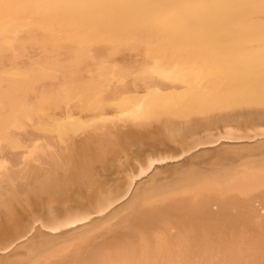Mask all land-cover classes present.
Masks as SVG:
<instances>
[{"label": "bare ground", "instance_id": "bare-ground-1", "mask_svg": "<svg viewBox=\"0 0 264 264\" xmlns=\"http://www.w3.org/2000/svg\"><path fill=\"white\" fill-rule=\"evenodd\" d=\"M24 28L49 58L0 92V264H264V0H0V56Z\"/></svg>", "mask_w": 264, "mask_h": 264}, {"label": "rangeland", "instance_id": "rangeland-1", "mask_svg": "<svg viewBox=\"0 0 264 264\" xmlns=\"http://www.w3.org/2000/svg\"><path fill=\"white\" fill-rule=\"evenodd\" d=\"M28 21H30L31 22V20H28ZM27 21V22H28ZM26 29L28 30V32L26 31ZM24 28V30H25V32H20V34H19V36H18V41H17V44H16V49H15V52L13 53V52H11V51H5L1 56H0V87L1 88H3L2 90H0V92H5L6 90H8V86H9V84L12 82V80H14V76H12L13 75V73H14V70L17 68V69H19V73H21L22 74V72H29V71H31V69H32V67L35 65V64H40L45 58L47 59V58H49L48 57V54H46V52H45V48L47 47V46H45V44L46 45H48L49 46V43L47 44V42H45V44H44V42H42V36L44 35L42 32H40V31H38V33H37V30L38 29H31V30H34L35 32L33 33L32 31H30V29L29 28ZM40 34V35H39ZM45 36V35H44ZM44 36H43V38H44ZM45 38H47L46 36H45ZM59 38H60V41H58L59 40ZM62 37H56V39H57V41H56V43L59 45V46H61V47H65V46H67V45H69L68 46V48L67 49H72V46L73 45H75L74 44V42H72L71 41V43H72V46L70 45V44H68L67 42L68 41H64L65 43H62L63 41V39H61ZM64 44V45H62V44ZM69 43H70V41H69ZM75 43H78L77 41H75ZM133 44V43H132ZM132 44H131V46H132ZM76 46H77V44H76ZM98 46V49H99V47L102 49V51H101V49L99 50V51H101V54H105V58L103 57V56H100L99 58H98V60H100V58H101V60L103 59H105L106 60V58L107 59H109V60H111L110 62H113V63H116V62H118V63H120V64H125V63H128V62H130V61H141V63H142V60L145 58L144 57V54H146L145 52V49H144V47L142 46V48H140V46L141 45H139V46H137L138 48L136 49V48H134V49H136L137 51L135 52V50L133 51V49H132V51L130 50V51H128L129 49H127V48H124V47H122V48H120L121 50L120 51H118L117 53H119V52H121V51H125L126 50V53H123V54H117V55H115V54H113L112 55V57H106V56H110L109 54H107L106 52V48H108V47H110V45L108 44V43H102V44H99V45H97ZM97 46H95L94 48L96 49V50H98L96 47ZM105 46V47H104ZM103 47H104V51H103ZM74 48H75V46H74ZM66 49V48H65ZM123 49V50H122ZM142 51H144V52H142ZM131 52V53H130ZM140 54H139V53ZM132 53H134V54H132ZM143 53V54H142ZM143 56H142V55ZM100 55V54H99ZM118 55H120V56H118ZM132 55V57H130ZM136 55H139V56H136ZM117 56V57H116ZM123 56V57H122ZM52 57V55H50V59H52L51 58ZM121 57V58H120ZM136 57H139V58H136ZM114 58V59H113ZM117 58V59H116ZM131 58V59H130ZM66 60L67 58L66 57H64L63 58V60ZM72 58H69L68 60H71ZM125 59H127V60H125ZM134 59V60H133ZM102 60V61H103ZM108 60V61H109ZM118 60V61H117ZM107 61V60H106ZM116 61V62H115ZM86 70H87V72L89 71L87 68H83V72L85 73H83L82 75L83 76H87V73H86ZM13 71V72H12ZM21 71V72H20ZM11 76V77H10ZM131 78V77H130ZM129 80V79H128ZM132 79H130L129 80V82L131 81ZM3 84V85H2ZM2 85V86H1ZM52 113V112H51ZM57 113H58V111H57ZM60 113V112H59ZM125 128V127H124ZM124 128H122V134H127L128 132H130V130H132V129H134V128H131V126H127L125 129ZM124 129V130H123ZM84 139V137H82V138H80V139H77V141L78 142H80V141H82ZM48 141L50 142V141H52V140H49L48 139ZM54 141H52L51 143H52V151L55 153V155L57 156L58 154L60 155V156H62L63 154H64V150L63 149H60L59 148V146L58 145H56L55 143H53ZM54 147V148H53ZM56 147V148H55ZM54 149V150H53ZM61 150V151H60ZM57 158V157H56ZM59 158H57L56 160H58ZM117 163V162H116ZM110 172V170L107 172V174L106 175H108V173ZM110 174H111V172H110ZM109 174V175H110ZM112 175H113V173L111 174V177H112Z\"/></svg>", "mask_w": 264, "mask_h": 264}, {"label": "snow or ice", "instance_id": "snow-or-ice-1", "mask_svg": "<svg viewBox=\"0 0 264 264\" xmlns=\"http://www.w3.org/2000/svg\"><path fill=\"white\" fill-rule=\"evenodd\" d=\"M125 6L126 5H119V4H102V5H94L93 7L118 8V7H125ZM192 54L195 55V53H192ZM245 98H247V94L243 90H236L233 93L227 95L225 97V100L229 103H237ZM260 103H261V107L264 108V68H262V88H261ZM198 143H205V141H198ZM193 148H194V145H193ZM262 150H264V145H262ZM185 151H187V149H185ZM177 155H179V153H177ZM149 164H151V161H149ZM54 215L55 214L53 212V217ZM9 222L12 224L15 223V218L13 215L9 216ZM3 264H28V262L20 258H15V259H11V260L3 262Z\"/></svg>", "mask_w": 264, "mask_h": 264}]
</instances>
